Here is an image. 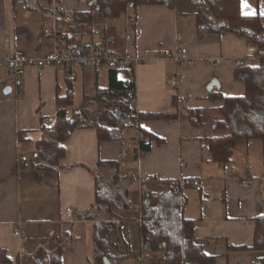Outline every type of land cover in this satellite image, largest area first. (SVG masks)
<instances>
[{
  "label": "crops",
  "instance_id": "crops-1",
  "mask_svg": "<svg viewBox=\"0 0 264 264\" xmlns=\"http://www.w3.org/2000/svg\"><path fill=\"white\" fill-rule=\"evenodd\" d=\"M55 2L65 8L57 21L65 32L66 25L72 24L73 13L87 12L92 7L91 0ZM52 3L53 0H0V50L26 58L51 53L54 45L42 39L41 31L52 23L48 16ZM240 10L245 16L260 15L264 24V0H241ZM135 12V28L129 26L128 44L143 60L134 69L135 99L131 107L136 112H179L176 119L138 123L161 143L152 142L137 157L128 150L139 137L136 128L124 130L122 141L102 143L97 142L96 128H79L63 143L65 155L59 168L46 172L21 169L19 157H31L36 152L40 121H53L57 93L64 96L69 86L72 88L74 98H81L74 107L86 125L102 123L103 111L112 113L116 105L96 97L99 90L109 87V70L80 68L71 82L57 68L29 67L21 78L19 96L13 92L3 95L11 78L6 68L0 70V264H34L24 256L34 252L42 239L61 236L65 230L71 241L64 248L62 264H93L92 222L78 219V214L94 203L93 171L100 160L119 161L121 175L133 180L128 192L132 207L116 211L128 219L121 227L129 247L124 259L134 262L142 247L137 182L148 176L200 183L199 193L192 185L184 191V215L194 221L195 240L207 254L217 257L216 264H253L263 255L227 247L252 245L254 219L264 212V141H238L232 161L223 165L213 161L208 142L200 139L212 134L211 127L194 130L180 116L187 109L219 107L222 103L211 99L213 94L243 96L245 85L234 78L239 69L236 62L241 59L245 64L255 63L246 40L199 28L189 0H170L167 7L140 5ZM125 15L107 25L103 23L99 38L109 35L116 45H124L120 30ZM62 42L60 48L64 49L65 41ZM178 48L186 49L190 62L177 64L172 59L155 58L158 53ZM174 74L179 76L180 84L171 89L167 79ZM212 80L218 85L209 90ZM175 98L178 102L173 106ZM19 132H25L24 139L19 138ZM124 152L126 157L122 156ZM35 161L32 159V163ZM67 209L73 211L70 221L65 217ZM16 231L21 234L19 238L14 236ZM76 235L80 238L75 239ZM2 255L8 262H1ZM153 264L161 263L154 258Z\"/></svg>",
  "mask_w": 264,
  "mask_h": 264
},
{
  "label": "trees",
  "instance_id": "trees-1",
  "mask_svg": "<svg viewBox=\"0 0 264 264\" xmlns=\"http://www.w3.org/2000/svg\"><path fill=\"white\" fill-rule=\"evenodd\" d=\"M14 2L17 0H13ZM93 5L87 12L72 14V24L66 25L62 32L65 45L78 43L82 36L92 34L96 21H111L126 14L130 27L135 28L136 8L140 5L161 4L160 0H91ZM194 8L195 23L208 33H231L246 40L254 64H245L237 69L234 78L243 82L245 91L241 97H224L213 94L211 99L221 101L213 110L187 109L182 120L194 129L210 126L212 134L200 138L206 140L214 162L227 165L235 155L238 141H264V24L258 14L245 16L241 13V0H189ZM132 3L133 8L128 9ZM130 10L128 13L127 11ZM72 27V29H70ZM64 33V34H63ZM111 37V36H109ZM109 70V87L99 90L97 100H106L118 106L126 115L118 121L111 111L101 112L102 123L84 124L74 107V95L69 86L66 95L55 96L56 112L53 121H40V137L35 142L36 161L30 162L28 169L54 171L60 167L65 155L63 143L72 132L79 128H96L97 142L122 141L123 131L128 127L136 128L139 137L128 150L136 156L148 149L152 142L161 140L138 127L142 121L176 119L179 112H136L132 107L129 94L135 91L133 82H126L128 72L117 68ZM120 74L122 77H120ZM173 99V106L177 105ZM180 117V118H181ZM19 138H25V132H19ZM147 142H146V141ZM137 157V156H136ZM135 157V158H136ZM119 161L100 160L93 171L94 203L89 209L78 214V219L92 222V263L118 264L129 252L128 243L122 234V225L128 219L121 217L117 210H130L128 192L132 177L120 173ZM129 177V178H128ZM148 188L140 192L138 211L139 232L142 247L140 252L148 251L161 264H216L217 257L207 254L195 240L194 221L186 218L184 209L187 199L184 191L191 181L161 180L152 178ZM255 230L250 246H228V250L262 252L263 255L253 264H264V212L254 219ZM69 237L65 230L61 236L53 235L40 241L37 248L24 258L34 264H62V254L66 246L64 238ZM1 262H8L4 255Z\"/></svg>",
  "mask_w": 264,
  "mask_h": 264
},
{
  "label": "built area",
  "instance_id": "built-area-1",
  "mask_svg": "<svg viewBox=\"0 0 264 264\" xmlns=\"http://www.w3.org/2000/svg\"><path fill=\"white\" fill-rule=\"evenodd\" d=\"M161 4L165 7L170 5V0H160ZM133 4H128V9H132ZM65 13V8L57 4L53 0L52 8L49 11V18L52 21L50 26H46L41 31L42 39L51 42L54 45V50L51 53H48L40 58H26L21 57L12 53H6L0 50V70L6 68L7 72L11 78V93L13 92L16 96H19L21 93V78L24 76L25 71L29 67L34 68H57L61 72L67 74L69 81H74L76 79V70L80 68H87L91 70H97L99 68H117L128 72L125 79V83L133 82L134 83V69L140 65L142 58L137 56L132 47L128 44L130 42V37L127 35L129 31V23L126 17L124 25L120 30L122 41L126 43L122 46H118L114 42V38L109 35L101 36L97 41L93 40H83L80 38L78 43L73 46H66L64 49H61L60 46L63 43L62 30L58 25L57 21L59 16ZM206 31V30H205ZM8 40H4V44H8ZM156 59H172L177 64H183L190 62V56L187 54L185 48H178L173 52H162L158 53L155 56ZM245 65L243 60L236 62V66L241 68ZM168 87L171 89H176L180 84V78L177 74L170 75L167 79ZM0 87H2V82H0ZM129 99L134 101V93L131 91L129 94ZM146 141V140H145ZM147 142V141H146ZM123 157H126V153L122 154ZM37 152H34L31 157L20 156L18 161L21 169H28L32 159H36ZM153 177H145L143 180L138 181V187L141 191H144L148 188V182ZM182 183V182H180ZM192 187L196 193L201 191V185L197 181H192ZM246 183V182H244ZM73 211L67 209L65 211V217L70 221ZM20 232H14V236L19 238ZM75 239H79L80 236L76 235ZM71 238L65 237L64 242L66 245H69ZM136 264H153L154 257L148 251L140 252L134 258ZM112 264H116L113 262Z\"/></svg>",
  "mask_w": 264,
  "mask_h": 264
},
{
  "label": "rangeland",
  "instance_id": "rangeland-1",
  "mask_svg": "<svg viewBox=\"0 0 264 264\" xmlns=\"http://www.w3.org/2000/svg\"><path fill=\"white\" fill-rule=\"evenodd\" d=\"M103 23H106L105 25H107L108 24V21H105V22H101V24H100V22L97 20L96 21V24L94 25V33L93 34H89V35H87V36H82V39L85 41V40H93V41H97V39H99V35H100V32H101V28H100V26L102 27L103 26ZM120 23H117V25H119ZM111 25V24H110ZM257 61V60H256ZM255 61V62H256ZM81 102V98L78 96V95H76L75 96V98H74V103L75 104H78V103H80ZM135 262V261H134ZM132 260L130 261V260H127V259H122L120 262H119V264H136V262L134 263Z\"/></svg>",
  "mask_w": 264,
  "mask_h": 264
},
{
  "label": "water",
  "instance_id": "water-1",
  "mask_svg": "<svg viewBox=\"0 0 264 264\" xmlns=\"http://www.w3.org/2000/svg\"><path fill=\"white\" fill-rule=\"evenodd\" d=\"M93 1H91V5H93ZM217 82L212 80V83L208 86L209 90H211V88L213 86H217ZM11 93V88L10 87H6L3 89V95L7 96L8 94ZM112 113H114L115 117L117 118L118 121L122 122L124 120V116L126 115V113H124V111H122L118 106H116ZM105 264H111L109 261H105Z\"/></svg>",
  "mask_w": 264,
  "mask_h": 264
}]
</instances>
